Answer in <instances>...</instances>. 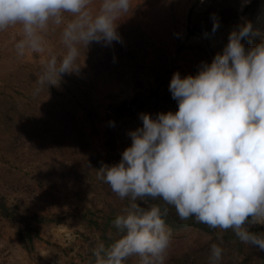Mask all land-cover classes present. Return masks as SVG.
Wrapping results in <instances>:
<instances>
[{
  "label": "rangeland",
  "instance_id": "rangeland-1",
  "mask_svg": "<svg viewBox=\"0 0 264 264\" xmlns=\"http://www.w3.org/2000/svg\"><path fill=\"white\" fill-rule=\"evenodd\" d=\"M246 1L0 0V194L20 215L63 216L62 224L33 225L31 254L15 224L0 218V264H87L89 235H81L76 216L99 203L87 188L84 159L92 155L109 166L122 165L129 152L155 163L162 143L184 129L192 155L219 154L205 176L218 191L248 170L249 157L264 159V106L254 76L255 67L264 75V7L249 23L241 15ZM219 7L228 21L207 33ZM247 31L248 48L229 70ZM150 91L158 98L144 114L110 123L111 107ZM110 171L99 178L108 180ZM261 194L258 182L239 189L231 224L262 225ZM148 229L140 230L135 264L185 256L229 262L204 233Z\"/></svg>",
  "mask_w": 264,
  "mask_h": 264
},
{
  "label": "trees",
  "instance_id": "trees-1",
  "mask_svg": "<svg viewBox=\"0 0 264 264\" xmlns=\"http://www.w3.org/2000/svg\"><path fill=\"white\" fill-rule=\"evenodd\" d=\"M263 7L264 0H247L241 15L251 23ZM225 11L226 8L219 7L211 12L216 22L206 30L207 33L216 31L219 24L228 21V17L223 18L226 17ZM234 18L236 15L229 19ZM248 33L237 43L227 69H235L246 52ZM254 76L257 96L264 106V75L260 68H254ZM216 97L224 103L222 93ZM155 98H158L156 91H150L146 96L136 94L131 100L111 107L108 120L114 125L123 115L144 114L148 102ZM157 105L158 102L154 101L155 108ZM190 146L186 130L177 129L162 143L155 163L143 161L132 152L122 157V165L113 160L109 166L107 160L97 155L84 159L90 170L87 172L90 180L87 188L93 191L94 201L99 197V203L92 204L96 211L87 209L84 213L76 214L78 225L84 230L81 235L84 236L86 232L89 235L87 264H94L97 257L102 259L103 264H135L132 253L141 249L140 230H149L153 224L177 234L184 230L206 234L213 244L226 251L225 257L230 256L226 264H264V223L238 229L230 221L234 198L238 190L245 186L258 182L262 186L261 200L264 205V159L249 157L248 170L235 179L227 191H218L205 181V176L219 154L205 149L192 155ZM107 170L112 172V176L106 175L108 180L99 178L103 172L108 173ZM118 173L123 183L117 188L113 184L117 177L113 175ZM0 218L15 224L17 240L28 254L34 250L33 241L38 237L34 224L63 223V216L20 215L7 205L1 194ZM202 263L224 264L198 256L193 259L185 256L172 264Z\"/></svg>",
  "mask_w": 264,
  "mask_h": 264
}]
</instances>
